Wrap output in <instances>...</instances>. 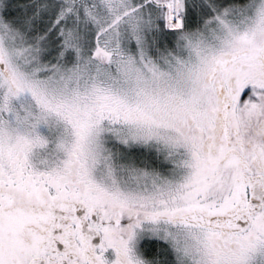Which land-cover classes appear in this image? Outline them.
<instances>
[{"label": "snow or ice", "instance_id": "snow-or-ice-1", "mask_svg": "<svg viewBox=\"0 0 264 264\" xmlns=\"http://www.w3.org/2000/svg\"><path fill=\"white\" fill-rule=\"evenodd\" d=\"M0 264H264V0H0Z\"/></svg>", "mask_w": 264, "mask_h": 264}]
</instances>
